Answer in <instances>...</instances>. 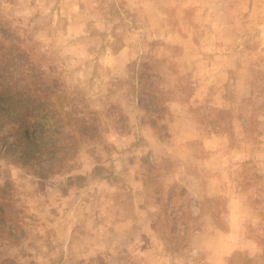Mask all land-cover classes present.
Here are the masks:
<instances>
[{
	"label": "rangeland",
	"instance_id": "rangeland-1",
	"mask_svg": "<svg viewBox=\"0 0 264 264\" xmlns=\"http://www.w3.org/2000/svg\"><path fill=\"white\" fill-rule=\"evenodd\" d=\"M0 27L99 128L48 180L0 137V264H264V0H0Z\"/></svg>",
	"mask_w": 264,
	"mask_h": 264
},
{
	"label": "trees",
	"instance_id": "trees-1",
	"mask_svg": "<svg viewBox=\"0 0 264 264\" xmlns=\"http://www.w3.org/2000/svg\"><path fill=\"white\" fill-rule=\"evenodd\" d=\"M30 57L19 38L10 29L0 27V137L10 135L15 140L14 145L19 143L26 148L17 153L22 160L15 159L7 164L20 166L28 174L48 180L51 175L72 169L70 160L77 156L74 152V144L78 141L76 134L93 138L99 128L85 114L72 124V113L60 90L61 84L37 72ZM30 135L39 138L41 143H31ZM66 140L73 144L71 148L62 149ZM31 145L35 150L32 151ZM67 148L73 153L64 155ZM35 155L44 156L47 162H42V158L37 160L49 164L46 170L29 166ZM11 179L8 171L0 184V225L8 221L17 227L16 216L22 209L16 207Z\"/></svg>",
	"mask_w": 264,
	"mask_h": 264
}]
</instances>
